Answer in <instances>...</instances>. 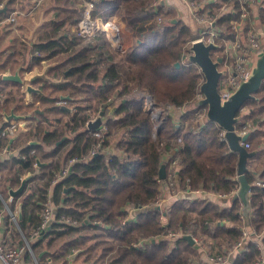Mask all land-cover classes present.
Instances as JSON below:
<instances>
[{
  "label": "trees",
  "instance_id": "1",
  "mask_svg": "<svg viewBox=\"0 0 264 264\" xmlns=\"http://www.w3.org/2000/svg\"><path fill=\"white\" fill-rule=\"evenodd\" d=\"M153 1L94 0L95 17L121 18L134 38L124 52L113 48L104 33L85 38L71 31L81 19L80 0H52V20L33 42L32 65L26 71L41 68L45 61L54 64L46 78L33 83L38 90L34 100L42 106V112L27 119L16 118L27 124L23 131L18 130L19 139L14 142L16 150L12 152L18 155L3 157L0 162L4 180L0 193L7 202L9 189L17 190L24 183L23 191L8 202L10 210H17L21 216L18 223L24 236L29 225L35 226L34 231L40 226L52 193L57 223L49 226L56 234L49 242L55 238L62 242L54 252L39 256L42 242L30 240L39 262L52 257L57 264H100L103 259L102 264H194L190 257L198 248L182 235L207 240L211 255L229 254L241 238L239 199L231 200L227 208L207 199L176 201L166 212V225L162 221L165 211L156 206L163 181L159 171L164 158L174 151L181 179H190L194 189L229 194L240 184L239 155L222 139L226 130L209 116L207 103L195 102L204 75L191 59L187 45L198 27L190 19H181L174 9L165 13L149 10ZM23 2L0 0V5L6 7L0 17L7 19ZM238 12L237 2L235 13L222 15L218 21L223 37L233 38L229 22ZM255 12L264 18V0L256 1L245 32ZM216 44L219 49L223 46L221 40ZM215 55H219L218 50ZM0 85V91L5 85L21 86L3 79ZM137 88L147 91L157 107L172 105L176 109L188 105L181 115L178 110L167 112L158 126L146 107V98L133 95ZM252 96L238 112L234 129L248 136V151L255 152L245 174L251 185L252 213L245 224L262 232L264 187L257 181L264 183V79ZM63 97L69 99L63 101ZM16 98L22 104V98ZM10 100L0 97V111L7 108ZM101 113L107 131L98 138L94 136L95 129L89 128V121ZM198 113L203 114L202 119H198ZM27 121H31L29 126ZM6 125L0 112V135ZM10 141L0 137V147ZM97 146L96 154L90 155ZM73 158L80 162L73 163L69 174L54 185L55 177ZM39 163L43 165L36 167ZM33 182L37 191L31 186ZM18 200L19 210L15 209ZM128 205L142 210L136 221L124 222ZM5 218L7 226L10 217L7 214ZM46 231L37 237L45 236ZM171 233L182 235L169 237ZM141 239L150 243L130 247ZM263 256L264 237L260 242L251 239L232 264H264ZM203 264L210 263L207 260Z\"/></svg>",
  "mask_w": 264,
  "mask_h": 264
},
{
  "label": "built area",
  "instance_id": "2",
  "mask_svg": "<svg viewBox=\"0 0 264 264\" xmlns=\"http://www.w3.org/2000/svg\"><path fill=\"white\" fill-rule=\"evenodd\" d=\"M81 1V19L78 24L74 27V33L85 38H93L98 33H104L109 39V42L113 48H118L120 43L121 36L124 32L123 29V20L119 17L111 16L106 20L95 17V2L94 0H80ZM186 5L189 13V18L195 23L198 27L193 38L188 43L187 47L191 52V59L194 56L193 47L198 43H203L205 46L214 45L213 48H210L209 56L211 57L214 63H217V69L220 72V77L218 81V92L220 95L221 104L226 103L230 98L240 89L241 85L252 77L254 69V63L252 61V54H262L263 45L262 37L264 36L263 31L250 27L249 30L245 32V27L247 21L250 20L251 11L254 7L257 0H182ZM166 0H154L153 3L149 6L151 11L162 10V13H165L168 10V7L165 4ZM238 2L239 12L236 17L232 18L229 22L230 26L228 30L234 34L233 38L223 37V31L218 25V21L222 15L235 13L236 3ZM213 6V10H210V6ZM217 5V6H216ZM1 8L3 5L0 6ZM17 12H14L12 16L8 19L11 22L15 21L13 17ZM158 22L161 23L162 19L158 18ZM252 23V21H251ZM252 28V29H251ZM216 40H221L223 46L219 49ZM215 50H218L219 55L213 56ZM221 58V61L218 59ZM200 72L204 75V82L201 83L196 95L195 102L203 103L206 100V95L204 91V84L206 81V75L203 73L200 68ZM134 96L136 97H145L146 98V107L152 112L153 118L158 122L162 121L165 118L167 112H172L173 110H178L180 115L183 113L185 104L181 108L173 109L172 105L169 107L164 106V110H160L163 107H157L154 100L150 99V94L143 89H135ZM66 104L65 102H61ZM165 111V114H163ZM198 119H202L203 114L198 113ZM9 118V117H8ZM20 118V117H19ZM98 117L93 116L89 121V124L96 121ZM8 122L0 135V137H8L11 139L10 143L7 146L0 147V157L5 155L12 154L13 143L15 142L16 135L18 130H24L26 122L13 120V117L10 119H5ZM107 131L105 126V121L102 120L101 125L95 129L94 136L102 137L103 133ZM242 133L240 135H244ZM226 131L222 133V139L226 141ZM243 146L246 149H249L251 146L248 143H243ZM99 147L94 148L90 155L96 154ZM175 151L166 156L164 166L166 168V178L168 193L171 197H179L182 194L191 193V194H206L207 192L203 191L201 188L194 189L191 185L190 179L182 180L180 177V165L178 164L176 158L173 156ZM164 161V160H163ZM80 162L78 158H73L69 162V166L65 167L62 173L55 177L53 184L55 185L61 181L65 176L70 172V166L75 163ZM37 166V165H36ZM3 181V177L0 174V182ZM35 185L34 182L31 183V186ZM258 186L264 187V183L257 181ZM34 188L36 186H33ZM37 191V188H35ZM238 190L232 191L229 194L223 193H207L212 194L217 199H227L232 197L237 193ZM0 198H2L0 193ZM164 199L160 197L156 200V206L164 210L165 213L168 210L164 209L163 203ZM133 207V206H132ZM240 218L243 221L242 235L240 240L235 244L233 249L227 255L223 254H214L208 256V262L210 264H232L233 263V253L239 254L247 245L251 239H257L260 242V238L264 237V229L262 232H257L254 228L246 225L245 222L248 220L252 213L249 211L247 214L243 211V204H241ZM8 210L9 219L14 222L18 227L19 231L23 237V244L21 245H12L8 239L7 232L5 230V225L0 221V261L3 264H20L24 255L27 253L31 254L32 257L34 252L30 245V240L35 236H39L40 233L46 231L52 223H55L56 220L54 217V207L51 200L48 199V202L42 212V222L37 230L30 233L29 238L24 236L22 230L19 227V213L16 210L13 212L10 208L6 207ZM134 208V207H133ZM136 209V208H135ZM137 210V209H136ZM141 210V209H139ZM163 219V216H162ZM130 221L128 216H126L125 221ZM11 221L8 222V226H11ZM68 221V220H67ZM63 222V221H62ZM70 221H68L69 223ZM97 223V222H96ZM74 224H80V222H74ZM99 224V223H97ZM103 225V228L109 229L106 225ZM182 234L171 233L169 237H177ZM187 236V235H182ZM191 236V235H190ZM192 237V236H191ZM193 238V245L198 248L201 246V241L196 237ZM150 241L146 239H141L138 242H132L130 244L131 248H139L149 244ZM205 248V247H202ZM261 248V247H260ZM262 249V248H261ZM34 264H39L36 258H34ZM261 262L264 263V256L261 259ZM254 264H260V261Z\"/></svg>",
  "mask_w": 264,
  "mask_h": 264
},
{
  "label": "crops",
  "instance_id": "3",
  "mask_svg": "<svg viewBox=\"0 0 264 264\" xmlns=\"http://www.w3.org/2000/svg\"><path fill=\"white\" fill-rule=\"evenodd\" d=\"M165 4L168 7V9L176 10L178 16L181 19H184V20L190 19L188 9L182 0H166ZM53 7L54 6L52 3V0H24L21 6H18L16 10L14 11V12H17V14L13 16L15 18L14 22H11L8 20L14 12H12L10 16H8L7 19H4V18L2 19V17H0V84L2 83V79L6 81H10V83L17 82V81L7 80L3 78L6 75H15V74H17L20 79V82H17V83L21 84L19 88L14 87L13 85L11 86L5 85V88L3 89V91H0V97L2 99H7L8 95H11V94L13 95V92L14 93L17 92L18 97L22 98V105L19 108L8 107L7 105L6 109L4 110L2 109L0 111L4 119H8V117H13V116L25 117L26 113L24 111L26 110L28 111L27 112L28 115L30 114L31 116H34L36 113L40 111L42 112V109L39 107L40 105L37 106L38 104L34 100V95L38 93V90H36V88L33 87V83L38 79L46 78L48 70L53 65H50L49 67H47L45 72L40 71L39 68H35L33 69V71H28V70L26 71V69H29L32 65L31 52L33 49V42L36 39V37L44 31L45 27L50 24L52 20ZM4 8H5L4 6L2 8L0 7V13L1 12L5 13V11H3ZM258 14H256L255 12V17L250 27L261 30L264 33V18H261L260 15ZM72 29L74 31L73 27L71 28V31ZM133 42H134L133 37H127L123 33L120 39L121 44H119V47L116 48V50H118L119 52H124L133 44ZM262 45H263V50H264V36L262 37ZM252 58H253L252 61L254 63V66L257 67L259 63L261 62V53L258 55L253 53ZM1 87L2 86L0 85V88ZM32 103H35V108L30 113V109H31L30 104L32 105ZM35 109H37L38 111L33 114V111ZM13 120L22 121V119H16L14 117H13ZM27 122L29 126L31 121H27ZM16 136L17 137L15 140H17V138L19 139L18 132ZM33 143L35 142H32V144ZM14 150H16V148H15V144L13 143V151ZM12 155H18V152L15 151V152H12V154L10 155L1 156L0 162L4 159L3 157H11ZM163 162H165V159ZM40 164L41 163H39V165L37 164L36 167L43 165V164L42 165ZM3 184H4V180L0 182V186ZM9 190L10 192H9L8 201L6 202L3 197L1 198L3 208L2 209L0 208V221L2 223H4L3 221L6 219L5 217H7L8 210L6 207L7 206L9 207L8 202H11L12 197L15 196L14 192L17 191L18 189L15 190V189L10 188ZM50 195H49V200L52 199ZM160 195L165 201L163 203L165 210H169L170 207L176 201H179V200H186L188 202H192V201L207 199L210 202H213L219 205L221 208L229 207L231 205V200H234L233 199L234 195L227 199H217L212 194H207V193L206 194L186 193V194L180 195L179 197H176V196L171 197L170 194L168 193L167 182L165 181V179L161 182ZM19 200L17 201L16 206H15V209H18V210H19L18 206L20 204ZM53 207H54V217H55L56 207L54 205ZM125 210L127 212V216L130 221H136L138 213L142 211L139 209L136 210L131 205L126 206ZM162 221L164 225L168 223V217L166 213H164ZM34 227L35 226L33 225H29L27 229L33 232L34 229H36ZM5 230L7 232V235L9 236L8 239L12 245L16 246V245H21L23 243L22 234L15 224L14 226L12 225L5 226ZM30 233L31 232H29V234ZM45 233H47L45 234V236L41 238L35 237L32 240L37 243L41 241L42 242L41 245L47 241L46 245L49 248L50 245L52 244V242H49V238L56 237V234H54V230L50 228H48V231H46ZM196 251L197 252L201 251V253L203 252L205 254V259L203 260V262H207L208 256L211 255L210 254L211 251L209 250V248L208 247L201 248L200 250L196 249ZM46 253L50 254L51 251L43 250L39 254V256H42L43 254H46ZM29 255L28 256L24 255L20 264H34L35 262L33 263L29 261V260L34 261V257H32L31 254ZM236 256L237 254L233 253L232 255L233 259ZM193 263L198 264V262H193ZM0 264H2L1 261H0ZM41 264H57V262L52 257H47V259L45 261H42Z\"/></svg>",
  "mask_w": 264,
  "mask_h": 264
},
{
  "label": "water",
  "instance_id": "4",
  "mask_svg": "<svg viewBox=\"0 0 264 264\" xmlns=\"http://www.w3.org/2000/svg\"><path fill=\"white\" fill-rule=\"evenodd\" d=\"M6 11V7L3 9ZM214 45L205 46L203 43H198L193 47L194 56L192 60L200 66L203 73L206 75V82L204 84V91L206 95V100L204 101L209 105V116L217 123H219L226 130V141L231 149V151L238 153V170H237V180L239 182V189L234 195V200H241L243 204V211L247 214L250 211V189L251 185L246 179V171L248 170L247 163L250 159L255 156V152H250L243 146V143L248 139L247 135H239L234 129V122L238 112L243 107L244 103L252 98V94L257 91L262 80L264 79V51L261 54V62L254 69L252 77L249 81L243 83L240 89L223 105L221 104L220 95L218 92V81L220 77V72L217 69V63H214L209 56L210 48H213ZM222 59L219 58L218 61ZM179 66V63L177 64ZM7 80H13L20 82L19 76L15 75H6L3 77ZM69 97H63L64 100H68ZM150 99L153 100L150 95ZM103 113L100 114V117L96 119L93 123L89 124L90 129H97L102 122L101 117ZM14 118H19L13 116ZM9 117L8 119H10ZM33 144H38L37 142ZM166 178V168L162 165L159 171V179L164 180ZM24 183L22 186L14 192V195H17L23 191ZM21 216L19 215V218ZM184 238L193 245V238L190 235L184 236Z\"/></svg>",
  "mask_w": 264,
  "mask_h": 264
},
{
  "label": "rangeland",
  "instance_id": "5",
  "mask_svg": "<svg viewBox=\"0 0 264 264\" xmlns=\"http://www.w3.org/2000/svg\"><path fill=\"white\" fill-rule=\"evenodd\" d=\"M122 23H124V21L122 22ZM34 27H35V25H34ZM74 28V27H73ZM123 29H124V34L127 36V37H132V35L126 30V26H125V23L123 24ZM72 32H73V29H72ZM108 39V38H107ZM108 41H109V39H108ZM116 49V48H115ZM54 64V62L53 61H45V62H43L42 63V66H41V68H39L40 69V71H43V72H45V70L47 69V67H49L50 65H53ZM206 82V81H205ZM17 95H18V93L16 92V93H14L13 92V95L11 94V95H8V97L11 99L10 101H9V104H8V107H13V108H19L22 104H19V100H18V98H16L17 97ZM12 99H13V101H12ZM64 105V104H63ZM67 105V104H66ZM37 106H39V105H37ZM170 106V105H169ZM30 107H31V109H30V113L32 112V110L35 108V103H32V105L30 104ZM39 107H41L42 108V106H39ZM187 107V106H186ZM185 107V108H186ZM40 109V108H39ZM164 110V107L163 108H160V110ZM38 110L37 109H35L34 111H33V114L35 113V112H37ZM25 113H26V115H25V119H27V117L28 116H30V114L28 115V111L26 110V111H24ZM163 114H165V111H163ZM18 208H19V206H18ZM8 214V213H7ZM56 214V213H55ZM54 219H55V217H53ZM9 221H11L10 219L8 220V222ZM63 222H66V223H68V221L67 220H62ZM84 221H86V222H89V219L88 218H85V220ZM11 223H12V226H14V222L13 221H11ZM99 224H101V223H99ZM27 230V232H25V236H26V238H29V236H28V234H29V232H32V231H29V229H26ZM30 235V234H29ZM28 236V237H27ZM35 237H37V236H35ZM34 237V238H35ZM34 238H32V239H34ZM197 239H199L200 241H201V246L199 247L198 246V249L200 250L202 247H208L207 245V243H208V241L207 240H205L204 238H202L201 236H197L196 237ZM17 239V238H16ZM61 242H62V240L60 241V239L59 238H55L54 240H53V242H52V244L50 245V247L48 248V246L46 245V243H47V241L46 242H44L41 246H40V248L42 249V251L44 250V251H46V250H49V251H51V253L52 252H54V250L56 249V248H59V246H60V244H61ZM37 250L35 249L33 252H34V254H33V256H34V258H36V260H37V253H35ZM97 253H99V252H97ZM101 253H99V255H100ZM190 259H191V263L192 262H198V264H203V260L205 259V254L202 252L201 253V251L200 252H194V253H192L191 254V257H190ZM81 260V259H80ZM104 260L105 259H103L102 261H100V264H102L103 262H104ZM29 261H31V260H29ZM38 261V260H37ZM31 262H33L34 263V261H31ZM38 263L39 264H41V262H39L38 261ZM3 264V263H2ZM137 264H141L140 262H138Z\"/></svg>",
  "mask_w": 264,
  "mask_h": 264
}]
</instances>
